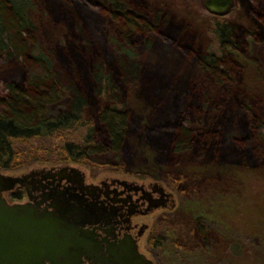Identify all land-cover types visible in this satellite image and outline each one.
I'll use <instances>...</instances> for the list:
<instances>
[{"label":"rangeland","instance_id":"1","mask_svg":"<svg viewBox=\"0 0 264 264\" xmlns=\"http://www.w3.org/2000/svg\"><path fill=\"white\" fill-rule=\"evenodd\" d=\"M33 1L32 19L36 24L39 47L45 52L54 51L55 67L87 91L89 106L84 116L93 117L98 108L97 99L91 91L89 63L81 64L82 55L86 60L88 58V53L83 54L81 50L85 46L82 39H88L91 47L107 54L112 61L113 51L105 40V35L113 33L112 27L98 7L81 1L75 0L73 4L63 0L71 6L64 20L60 12L54 10L57 0ZM126 1L131 7L162 9L165 12L164 27L174 26L171 29L185 35L192 47L187 54L176 51L178 41L162 40L158 30L155 36L149 37L152 40L150 46L146 45L145 37L135 35L136 59L142 74L136 84L121 85L133 121L126 136V156L122 159L126 166L131 164L128 176L159 182L175 196V206L167 213L170 224L159 231L164 237L161 247L150 250L142 243V251L153 264H264V158H259V154L246 156L244 153L243 156L240 150H250L253 145L245 126L247 116L250 119L258 117L264 123V34L254 23L256 17L248 16L241 0H233V8L223 18L236 27L256 30V35L254 38L243 37L246 45L243 51H230L243 69L241 74L239 71L233 74L235 84L214 85L206 83L197 64L199 55L210 49L213 41L211 24L215 16L204 9L203 0ZM254 2L264 5V0ZM86 8L91 11L87 20L85 11L89 10ZM186 23L191 26L187 30L183 26ZM164 27L162 30H166ZM169 84L171 91L178 88V102L174 107L166 96ZM224 88L231 95L222 104ZM188 91L192 95L188 96ZM202 91L212 94L206 108L202 104ZM232 99L234 102L231 103ZM243 100L253 109L248 115L240 109V106L245 108ZM216 103L223 107L215 109ZM170 107L174 114H185L190 120L201 118L199 124L193 125L190 121V130L216 129L218 137L210 138L202 149L191 144L190 150L181 153L173 152L171 146L158 151L151 140L152 128L167 120L176 121ZM240 122H243L241 127ZM227 131L231 133L227 134ZM39 144L46 142L32 145ZM31 164L10 172H19ZM169 177L182 178V181L177 187ZM197 218H201L207 227L204 247L198 243L193 231V222Z\"/></svg>","mask_w":264,"mask_h":264},{"label":"trees","instance_id":"2","mask_svg":"<svg viewBox=\"0 0 264 264\" xmlns=\"http://www.w3.org/2000/svg\"><path fill=\"white\" fill-rule=\"evenodd\" d=\"M57 1V10H54L60 12L62 20L67 19L70 4L63 0ZM67 1L74 4L75 0ZM77 1L98 7L113 31L105 35V40L113 51L112 61L107 54H101L91 47L85 37L82 39L85 46L81 50L83 54L88 53L87 60L78 50L82 58L81 64L89 63L93 84L91 91L97 99L98 108L91 118L84 116L89 106L87 91L71 78L65 77L60 68L55 67L54 51L45 52L38 45L37 28L32 19L34 1L0 0V170H13L33 162L62 161L91 170L131 173V164L126 166L122 159L126 156V136L131 131L133 121L123 98L121 85L136 84L142 74L140 63L136 59L134 36L140 34L145 37L146 45L150 46L152 40L149 37L155 36L158 30L162 40L178 41L176 51L187 54L186 51L192 49L185 40V35H180V31H173L174 26L171 27L173 29L164 27L165 12L162 9L131 7V3L126 0ZM241 1L248 16L256 17L254 23L264 34V5L259 6L257 2L255 5V0ZM88 16H91L90 10L85 11L86 20ZM211 25V48L199 55L197 64L207 84H235L233 74L237 71L241 74L243 69L230 51H243V47H246L243 37L254 38L256 30L236 27L220 16H215ZM183 26L186 30L191 27L188 23ZM162 27L166 30H162ZM79 31L78 34H81ZM167 82L163 83L164 87ZM167 90L168 103L174 107L178 102V88L171 91L169 84ZM223 90L221 98L222 104H225L226 97L231 94L226 88ZM190 95L192 92L188 91V96ZM202 95L203 108H206L211 102L212 94L202 91ZM243 103L245 108L240 106V109L248 115L253 109L244 100ZM222 104L216 103L213 107L221 108ZM183 105L182 103L181 106ZM184 109L187 110L186 107ZM231 110L234 113L233 108ZM170 111L176 116L175 122L167 120L152 128L154 135H151V140L158 151L162 152L166 146H171L173 152L181 153L190 150L194 144L202 149L210 138L218 137L216 129L195 132L188 128L190 121L194 122L193 125L199 124L201 118L199 121L193 118L190 120L185 114H174L172 107ZM248 116L245 126L247 125L253 145L250 150L240 148L241 154H259V158H264V123L258 117L250 119ZM241 126L243 122H240ZM234 138L239 140L236 136ZM240 139L244 137L240 136ZM34 142L46 144L33 146ZM169 181L178 187L182 178L169 177ZM169 224L167 214L155 219L151 230L153 239L149 242V247L153 250L161 247L164 237L159 231ZM193 231L198 243L206 246L207 227L201 218L193 222Z\"/></svg>","mask_w":264,"mask_h":264},{"label":"flooded vegetation","instance_id":"3","mask_svg":"<svg viewBox=\"0 0 264 264\" xmlns=\"http://www.w3.org/2000/svg\"><path fill=\"white\" fill-rule=\"evenodd\" d=\"M10 171L0 170L19 181L2 191L6 203L25 205L34 217L45 213L61 217L66 211L68 225L92 234L95 243L84 248L79 264H110L111 251L122 254L133 248L148 258L142 243L153 250L149 242L155 219L175 206L173 192L163 184L128 173L91 170L62 161L33 162L19 172ZM148 217L152 219L145 220Z\"/></svg>","mask_w":264,"mask_h":264},{"label":"water","instance_id":"4","mask_svg":"<svg viewBox=\"0 0 264 264\" xmlns=\"http://www.w3.org/2000/svg\"><path fill=\"white\" fill-rule=\"evenodd\" d=\"M233 5V0H203L204 9L214 16H226ZM18 181L0 172V264H79L84 248L95 243L92 234L68 225L66 211L61 217L46 213L34 217L25 205L6 203L2 191ZM125 252L111 251L110 264H153L136 248Z\"/></svg>","mask_w":264,"mask_h":264}]
</instances>
